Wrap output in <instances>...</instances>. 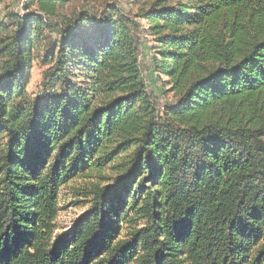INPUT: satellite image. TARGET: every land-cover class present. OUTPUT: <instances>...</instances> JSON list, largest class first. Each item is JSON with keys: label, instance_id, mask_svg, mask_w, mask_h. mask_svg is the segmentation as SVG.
Masks as SVG:
<instances>
[{"label": "trees", "instance_id": "trees-1", "mask_svg": "<svg viewBox=\"0 0 264 264\" xmlns=\"http://www.w3.org/2000/svg\"><path fill=\"white\" fill-rule=\"evenodd\" d=\"M73 1L0 17V264H264V0Z\"/></svg>", "mask_w": 264, "mask_h": 264}, {"label": "rangeland", "instance_id": "rangeland-1", "mask_svg": "<svg viewBox=\"0 0 264 264\" xmlns=\"http://www.w3.org/2000/svg\"><path fill=\"white\" fill-rule=\"evenodd\" d=\"M23 0H2L0 2V17L9 11L22 13ZM104 1L112 3L114 1L124 10L128 11L132 8L130 3L132 0H74L72 3L63 7V12L71 14L77 9H91L98 12L102 9ZM135 11V9H132ZM151 42L146 39L142 42L139 54V61L143 77L147 86L157 97L160 105L168 104L172 101V93H164L161 80L153 71L151 66ZM41 80V67L35 65L31 73L30 83L27 90L32 94L39 92V83ZM107 175V174H106ZM112 177V174H110ZM99 182L96 177L75 178L67 185L61 187L59 192V202L57 215L53 222L54 235L67 233L74 225L78 217L86 212L92 205L93 194L90 191V184ZM106 182V181H104ZM103 183V182H102Z\"/></svg>", "mask_w": 264, "mask_h": 264}]
</instances>
